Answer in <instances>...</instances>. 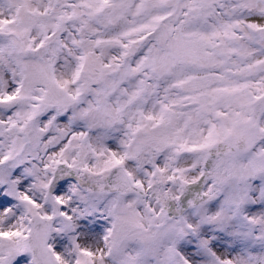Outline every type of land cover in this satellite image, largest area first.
Wrapping results in <instances>:
<instances>
[{
	"label": "snow or ice",
	"instance_id": "snow-or-ice-1",
	"mask_svg": "<svg viewBox=\"0 0 264 264\" xmlns=\"http://www.w3.org/2000/svg\"><path fill=\"white\" fill-rule=\"evenodd\" d=\"M0 264H264V0H0Z\"/></svg>",
	"mask_w": 264,
	"mask_h": 264
}]
</instances>
